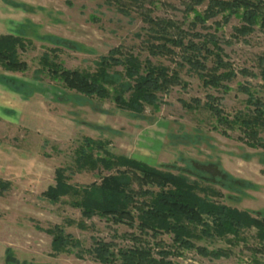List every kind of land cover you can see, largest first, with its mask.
Segmentation results:
<instances>
[{"label": "rangeland", "instance_id": "obj_1", "mask_svg": "<svg viewBox=\"0 0 264 264\" xmlns=\"http://www.w3.org/2000/svg\"><path fill=\"white\" fill-rule=\"evenodd\" d=\"M13 1L26 5L19 8L27 11V18L12 34L27 40L25 48L18 49L19 58L26 62L27 68L7 71L0 67V73L6 71L22 80L35 81L46 89L55 87L58 92L68 94L69 101L51 99L50 90L48 95L35 93L28 100L16 96L5 98L0 88V180L7 183L0 189V264H102L87 252L94 238L113 242L118 247L132 243L128 232L139 235L135 228L114 223L109 216L81 217L80 208L70 196L52 201L43 194L49 185L55 184L58 167L64 169L68 182L75 185H97L104 175L111 173L102 168L76 167L75 152L84 136L103 140L106 149L114 154L181 172L199 187L221 192L214 197L219 202L239 209L264 210V149L252 148L238 139L242 135L238 129H227L228 136L222 134L224 126L216 123L213 114L203 105L186 109L179 102L180 98L192 97L203 102L210 94L218 97L217 103L229 117L252 116L254 108L237 85L247 83L262 96L264 89L259 87L258 77L238 73L227 82L229 90L223 91L204 87L195 73L184 68L180 76L187 86H173L160 94L157 106H145L142 114L119 109L109 99L82 98L50 79L46 72L35 77L41 55L56 47L49 37L69 41V46H60L56 51L57 58L52 53L50 56L66 68L93 70L94 61L118 45L143 58L147 52L142 45L144 23L137 14L138 9L127 16L113 0ZM153 1V15L185 19L183 10L187 0ZM204 7L205 4L199 5L197 9L202 11ZM219 18L208 20L209 28L198 26L197 29L213 31V20ZM189 19H185L184 26ZM237 24L238 20L232 17L215 30L216 34L221 39H231L230 44H223V49L233 68L237 71L247 68L256 74L258 56L264 52V30L256 27L249 35L235 39L231 33ZM150 58L170 64L166 57ZM9 105L14 106L15 112L3 110ZM259 135L264 138V130ZM222 171L248 180L255 187L228 186ZM81 222L85 228L79 227ZM55 225L62 228L63 234L79 241V246L56 253L52 248V234L47 232ZM242 235L247 238V245L242 241L232 245L225 239L198 242L209 248H230L231 255L227 258L204 257L195 250H180V255L169 258L182 264H264V250H253L258 247L254 230H246ZM140 240L141 243L148 241L154 250L157 248L153 243L157 241L166 246L172 244L169 233H161L156 238L141 235Z\"/></svg>", "mask_w": 264, "mask_h": 264}, {"label": "trees", "instance_id": "obj_2", "mask_svg": "<svg viewBox=\"0 0 264 264\" xmlns=\"http://www.w3.org/2000/svg\"><path fill=\"white\" fill-rule=\"evenodd\" d=\"M113 1L127 16L138 9L137 14L144 23L142 45L146 56L141 58L139 53L123 50L118 45L95 60L93 70L66 68L61 62L51 60L50 56L52 53L57 58L56 51L60 46H69V41L53 36L49 39L56 47L41 55L35 77L46 72L50 79L82 98L109 99L117 108L134 114H142L145 106L156 107L160 94L167 93L173 86L185 88L187 82L180 76V70L184 68L195 73L204 87L229 90L227 82L240 73L258 77L259 87L264 89V52L258 56V73L247 68L237 71L223 49V44H230L231 39H221L215 31L232 17L238 20V24L232 27V38L245 37L256 27L264 30V0H187L183 12L185 19H190L186 26L185 19L179 21L153 15V0ZM5 2L26 7L24 3L13 0ZM204 4L202 11L197 9ZM128 5L133 8H128ZM217 16L220 18L213 20V31L197 29L198 26L209 28L207 21ZM26 43L22 35L0 33V67L7 71L26 69V62L18 54V49L23 50ZM150 57H166L170 64L153 61ZM0 82L25 98L34 93L48 95L50 90L53 92L51 99L69 101L68 94L58 92L55 87L46 89L35 81L31 83L0 74ZM237 89L247 95V102L254 108L252 116L229 117L217 103L218 97L210 94L203 102L198 97L180 98L179 102L186 109L203 105L213 114L216 123L224 126L222 134L228 136L227 129H238L242 132L238 139L252 148L264 149V138L259 135L264 130V95L260 96L247 83H238ZM74 162L78 169L102 168L111 173L104 175L97 185H75L68 182L64 169L58 167L55 184L49 185L43 194L52 201L70 196L73 204L80 208L81 217L109 216L114 223H125L139 233L128 232L132 243L118 247L113 242L94 238V244L87 252L102 264H182L169 258L180 255V250H195L199 255L213 259L227 258L231 255L230 248H209L198 242L225 239L232 245L241 241L247 245L242 232L250 229L254 230V238L258 242V247L253 250H264V210L239 209L219 202L214 197L220 196L221 192L199 187L195 180L181 172L163 170L134 157L114 154L100 139L84 136L76 149ZM222 173L228 186L255 187L248 180ZM6 184L0 180V189H4ZM79 227L86 226L81 222ZM47 232L52 234V248L56 253L79 246V241L63 234L57 225L48 228ZM161 233L171 235L170 246L157 241L153 243L157 248L154 250L148 241L141 243V235L156 238ZM6 251L10 249L7 247Z\"/></svg>", "mask_w": 264, "mask_h": 264}, {"label": "crops", "instance_id": "obj_3", "mask_svg": "<svg viewBox=\"0 0 264 264\" xmlns=\"http://www.w3.org/2000/svg\"><path fill=\"white\" fill-rule=\"evenodd\" d=\"M26 13H27L26 10L19 8L17 6L14 7L12 4L5 2L4 0H1L0 2V33H3V34L15 33V31H17L20 28V26L25 22L27 18ZM0 74L14 76L6 71H1ZM0 88L3 91L5 98H14L16 96L18 99L28 100L30 97H32L35 94L34 93L30 97L25 98L20 93L9 89L7 86L2 84L1 82H0ZM3 110H6L10 113L15 112L13 105H9L7 108L4 107Z\"/></svg>", "mask_w": 264, "mask_h": 264}]
</instances>
